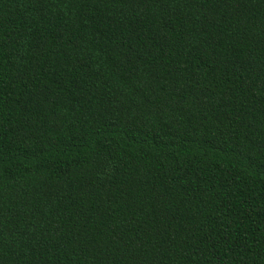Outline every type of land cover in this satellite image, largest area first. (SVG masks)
I'll return each instance as SVG.
<instances>
[{"label": "trees", "instance_id": "obj_1", "mask_svg": "<svg viewBox=\"0 0 264 264\" xmlns=\"http://www.w3.org/2000/svg\"><path fill=\"white\" fill-rule=\"evenodd\" d=\"M0 264H264V0H0Z\"/></svg>", "mask_w": 264, "mask_h": 264}]
</instances>
